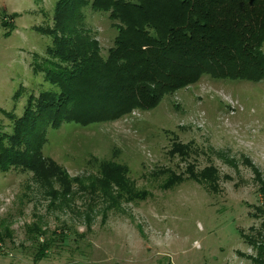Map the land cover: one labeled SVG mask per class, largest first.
Masks as SVG:
<instances>
[{"label":"rangeland","instance_id":"obj_1","mask_svg":"<svg viewBox=\"0 0 264 264\" xmlns=\"http://www.w3.org/2000/svg\"><path fill=\"white\" fill-rule=\"evenodd\" d=\"M58 1L0 0V264H264V80L203 75L15 143L30 100L58 91L47 71L117 36L109 12Z\"/></svg>","mask_w":264,"mask_h":264},{"label":"trees","instance_id":"obj_2","mask_svg":"<svg viewBox=\"0 0 264 264\" xmlns=\"http://www.w3.org/2000/svg\"><path fill=\"white\" fill-rule=\"evenodd\" d=\"M88 4L110 13L114 43L104 57L91 41L81 66L47 71L58 91L30 100L14 128L18 146L49 125L110 122L153 109L203 75L264 80V0H59L57 8L76 19ZM65 50L76 51L68 43Z\"/></svg>","mask_w":264,"mask_h":264}]
</instances>
